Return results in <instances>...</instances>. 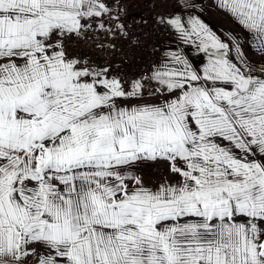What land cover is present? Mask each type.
I'll return each mask as SVG.
<instances>
[{
    "label": "snow or ice",
    "instance_id": "obj_1",
    "mask_svg": "<svg viewBox=\"0 0 264 264\" xmlns=\"http://www.w3.org/2000/svg\"><path fill=\"white\" fill-rule=\"evenodd\" d=\"M198 4L129 76L72 48L123 3L0 0V264H264V0H214L226 36Z\"/></svg>",
    "mask_w": 264,
    "mask_h": 264
},
{
    "label": "built area",
    "instance_id": "obj_2",
    "mask_svg": "<svg viewBox=\"0 0 264 264\" xmlns=\"http://www.w3.org/2000/svg\"><path fill=\"white\" fill-rule=\"evenodd\" d=\"M123 3L125 15L124 22L129 25L127 34L123 38H115L114 41H105L100 37L99 41L91 38L81 42L77 38L72 48L80 53L90 54L92 59L100 64L120 65V72L129 76L146 70L149 65L163 52L161 43L170 39L168 32L163 31V26L154 22L159 13L172 12V0H116ZM147 21V24H143ZM131 37V41H129ZM116 44L115 50L107 47H98V43ZM161 42V43H158ZM155 45L157 52L153 55L152 48Z\"/></svg>",
    "mask_w": 264,
    "mask_h": 264
},
{
    "label": "crops",
    "instance_id": "obj_3",
    "mask_svg": "<svg viewBox=\"0 0 264 264\" xmlns=\"http://www.w3.org/2000/svg\"><path fill=\"white\" fill-rule=\"evenodd\" d=\"M173 4L175 0H172ZM183 0H181V3ZM198 7L203 8L202 19L208 24L217 34L226 36L230 32L239 31L238 26L234 23L232 18L225 14L224 11L214 6V0H199ZM174 11V9H173ZM176 42L170 37L163 47V51L175 50ZM250 53V51H249ZM194 62L199 64L202 62V57H195Z\"/></svg>",
    "mask_w": 264,
    "mask_h": 264
},
{
    "label": "rangeland",
    "instance_id": "obj_4",
    "mask_svg": "<svg viewBox=\"0 0 264 264\" xmlns=\"http://www.w3.org/2000/svg\"><path fill=\"white\" fill-rule=\"evenodd\" d=\"M249 55H251V52L249 53ZM155 173H156V169L154 167L146 166L143 170L142 175L144 176L146 181L151 183L159 179V177Z\"/></svg>",
    "mask_w": 264,
    "mask_h": 264
}]
</instances>
